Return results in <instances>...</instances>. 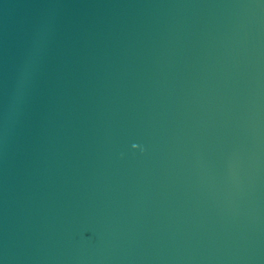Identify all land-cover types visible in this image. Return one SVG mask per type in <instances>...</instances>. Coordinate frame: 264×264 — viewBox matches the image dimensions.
I'll use <instances>...</instances> for the list:
<instances>
[{"label": "water", "instance_id": "water-1", "mask_svg": "<svg viewBox=\"0 0 264 264\" xmlns=\"http://www.w3.org/2000/svg\"><path fill=\"white\" fill-rule=\"evenodd\" d=\"M0 264H264V0H0Z\"/></svg>", "mask_w": 264, "mask_h": 264}]
</instances>
